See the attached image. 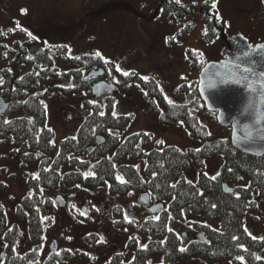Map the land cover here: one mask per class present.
I'll return each mask as SVG.
<instances>
[{
  "label": "trees",
  "instance_id": "obj_1",
  "mask_svg": "<svg viewBox=\"0 0 264 264\" xmlns=\"http://www.w3.org/2000/svg\"><path fill=\"white\" fill-rule=\"evenodd\" d=\"M211 1L200 5L180 0H160L156 13L160 19L167 15L175 18L179 35L181 33L183 37H187L199 22L202 44H221L223 30L217 16L212 14L214 0ZM197 15L198 21L195 19ZM172 38L170 35L167 40L171 44ZM13 44L14 47L24 48L17 41ZM40 45L37 51L23 53L20 58L18 53L7 47L8 54L17 57L16 60L10 59L9 64L30 68L19 77H13L11 65L2 68L0 73V90L7 99L5 111L0 116V134L9 137L14 150H27L21 152L23 165L41 156L36 174L27 176L28 192L15 206L16 218L26 220L27 232L34 246L24 253L16 252L21 230L16 223L9 227L5 209L0 203V264L71 262L74 256L67 250L50 251L43 260L38 251L39 242L52 224L55 210L54 200L45 194L60 188H78L91 193L102 191L103 205L107 206L109 227L106 229L127 234L125 251L112 252L102 264H173L195 259L205 264H264V236H252L245 225L248 208L254 210L258 201H264V154H246L235 148L229 137L209 135L201 115L215 116V113L204 108L196 89V80L180 83L175 90L177 99L172 100L152 77H144L134 70H130L128 75L116 74L120 93L133 83L139 85L146 97L158 104L161 123L171 126L183 124L192 137L202 141L198 148L189 147L183 151L174 145H166L143 152L139 142L141 140L146 144L149 134L138 131L121 139V132L131 116L116 114L113 97L110 96L102 99L103 105L90 103V111L75 134L60 139L55 149L53 130L47 126L44 97L51 93L65 96L91 93V86L98 78H86L85 75L93 68L105 69L106 61L101 55L96 56L97 52L71 54L64 44L42 42ZM201 52L200 48H186V57L194 70L199 71L207 61L203 60ZM58 63L64 64L67 69L60 70ZM48 76L66 80L68 84L46 85L42 90L30 92ZM97 135L104 138L99 145H95ZM91 146L93 149L89 151ZM216 154H221L222 163L216 175L209 176L202 169L204 160ZM141 157L145 159V176L136 164L121 162ZM189 160L196 168L195 181L185 176ZM223 183H232L233 191L224 192ZM142 191H148L151 200L161 202L163 208L154 214L146 212L127 217L122 200ZM116 199L120 200L117 202ZM185 208L194 214L212 216L219 227L193 223L199 231L198 237L182 243L170 223L182 222ZM86 241L96 248L103 244L94 233L88 234ZM181 248L185 250L181 251Z\"/></svg>",
  "mask_w": 264,
  "mask_h": 264
},
{
  "label": "rangeland",
  "instance_id": "obj_2",
  "mask_svg": "<svg viewBox=\"0 0 264 264\" xmlns=\"http://www.w3.org/2000/svg\"><path fill=\"white\" fill-rule=\"evenodd\" d=\"M180 1L203 5L211 0ZM159 2L160 0H0V44H5L0 45V73L2 68L11 65L10 59L16 58L14 54H2L7 47H13L15 41L25 47L39 46L42 42L64 44L71 54L99 52L106 61L103 69L108 82L115 79L118 73L124 74L134 70L144 77L156 79L166 96L176 100L177 86L193 79L197 81L199 72L190 66L186 48H200L203 60L206 61L221 56V44L217 42L203 45L199 39V22L187 37H183L181 33L176 36V19L171 15L160 19L156 13ZM213 3L216 7L212 9V14L217 16L224 36L242 33L251 44L264 39V7L260 0H214ZM42 9L48 10L51 15L42 16ZM195 19L198 21L199 16ZM170 35L179 40L175 45L167 41ZM58 66L60 70L67 69L62 63H58ZM11 68L13 77H18L30 67L12 63ZM55 84L66 86L68 82L48 76L45 81H41L38 88L32 87L30 92L35 93L46 85ZM112 97L114 112L131 116L128 125L121 132V139L138 131L149 134L146 144L141 140L139 142L143 152L166 145H174L183 151L189 147L201 146L202 141L192 137L183 124H162L158 104L153 99H148L136 83L122 93L120 90L115 91ZM43 102L46 107L47 126L53 130L52 141L55 149L58 148L60 139L75 134L84 116L90 111V103L104 104V100L96 101L92 93L83 92L69 96L51 93L44 97ZM201 119L211 137L229 136V127L221 126L215 116L202 114ZM20 152L12 149L6 135L0 134V203L5 209L9 227L16 223L21 230L16 252L24 253L31 249L34 243L29 238L26 220L16 218L15 206L28 192L27 176L36 174L38 168L35 164L24 167ZM121 162L136 164L140 173L145 176L144 157L139 160L127 158ZM221 163V154L207 158L204 160L203 172L214 176ZM196 175V168L189 160L185 176L195 181ZM57 194L63 196L64 206H59L55 201ZM102 194V191L91 193L78 188H60L45 194L54 200L55 210L52 214V224L47 227L43 239L39 242L41 260L50 252L49 246L53 240L56 241L55 252L63 249L74 256L67 264H102L112 252L125 251L127 234L115 229L109 232L106 229L109 227L106 220L107 206L103 205ZM138 194L122 200L127 217L146 213L143 206L137 202ZM183 216L182 222L170 223L182 243L198 237L199 231L193 223L219 227L218 221L210 215L194 214L185 208ZM245 225L252 236H264V201H258L254 210L248 208ZM90 233H94L99 240L103 237L100 247L96 248L86 241ZM173 264L205 263L195 259Z\"/></svg>",
  "mask_w": 264,
  "mask_h": 264
},
{
  "label": "water",
  "instance_id": "obj_3",
  "mask_svg": "<svg viewBox=\"0 0 264 264\" xmlns=\"http://www.w3.org/2000/svg\"><path fill=\"white\" fill-rule=\"evenodd\" d=\"M260 2L264 7V0H260ZM258 44H264V40L251 44L247 36L242 33L229 36H224L222 33V46L220 50L222 57L205 62L199 70L196 83L197 92L203 102L204 108L207 111L215 112V118L221 126L230 128L229 140L231 144L238 150L253 156L264 154V140L259 139L262 135L259 132V128L264 127V123L259 124L256 129H249L257 137L254 144L244 142V137L240 136L237 125L239 123V114L248 107L249 102L252 104V110L257 119L264 116V100L261 99V96L264 94H251L246 87L243 92L240 89L241 86L221 85L219 79L233 78L230 76V73L234 71L232 65L237 62L235 58L241 57L245 51L251 52V56L247 58L250 63L246 66H254V71L264 70V49H256L255 46ZM249 45L251 48H249ZM213 65L215 67H212ZM85 77L98 78L91 86V93L96 101L112 96L115 92V84L104 79V69L102 67L90 69ZM213 82L216 83L214 88L209 86ZM6 106V103L0 97V116L4 113ZM247 123L248 121H244V124ZM239 127L242 128L243 125H239ZM234 133L239 137L236 143H233ZM103 140V136L97 135L95 144L99 145ZM92 149L93 146L88 148L89 151ZM222 188L226 193L233 191V188L228 183H223ZM55 201L59 206L65 205V200L60 194L55 196ZM137 201L146 209L148 214L157 213L163 208L161 202L150 204V195L146 191L138 194ZM49 249L51 251L56 250L55 240L50 243Z\"/></svg>",
  "mask_w": 264,
  "mask_h": 264
},
{
  "label": "snow or ice",
  "instance_id": "obj_4",
  "mask_svg": "<svg viewBox=\"0 0 264 264\" xmlns=\"http://www.w3.org/2000/svg\"><path fill=\"white\" fill-rule=\"evenodd\" d=\"M212 7L215 8L216 4L213 3ZM249 48H251L250 45ZM255 48L264 49V44H258L255 46ZM95 55L100 56V53L97 52ZM250 56H251V52L245 51L243 52V55L241 57H236L235 59L237 62L232 65L234 71L230 73V76L233 78L232 79L221 78L219 79V83L221 85L230 84L235 86H241L240 89H242L243 92L245 91V87H246L248 89V92L251 94H256V93L264 94V70L254 71V66H246L249 65L250 63L249 59H247ZM212 67H215V65H213ZM124 75H128V73L125 72ZM0 83H2V81H0ZM209 86L214 88L216 86V83L213 82ZM261 99L264 100V95L261 96ZM101 115H103V113H101ZM222 118H223V114H222ZM244 121H248V123L244 124ZM261 123H264V116L257 119L254 114V111L252 110V104L251 102H249L248 107L245 108L244 111L239 114V123L237 125L238 130L240 132V136L244 137V142L249 144H254V141L257 139V137L255 136L254 132L249 131V129L250 128L256 129L257 126ZM239 125H243V127L240 128ZM259 132L262 133L259 139L264 140V127H260ZM238 138L239 137L234 133L233 143H236V140ZM117 179H120V177H117ZM212 179L215 180L216 177H212ZM101 240H103V237H101ZM180 250L184 251L185 249L181 248ZM257 259H259V257H257Z\"/></svg>",
  "mask_w": 264,
  "mask_h": 264
},
{
  "label": "flooded vegetation",
  "instance_id": "obj_5",
  "mask_svg": "<svg viewBox=\"0 0 264 264\" xmlns=\"http://www.w3.org/2000/svg\"><path fill=\"white\" fill-rule=\"evenodd\" d=\"M41 14H42V16L44 15V17H46L47 16V14H48V16H49V12H48V10H43L42 9V12H41ZM51 15V14H50ZM174 33H175V35L176 36H178L179 35V27H176V29H175V31H174ZM172 42H173V45H175L174 43H176V42H178L179 40L178 39H176L174 36H173V38H172ZM14 45V44H13ZM8 46V45H7ZM24 46V45H23ZM36 47V49H34ZM41 47V45H39V46H33V47H25L24 46V48H21L20 49V47H10L9 46V48H11L12 49V52H16V53H18V58H20V56L23 54V53H28V54H31V53H33V52H35V51H37L39 48ZM7 51H9L8 50V48H7V50L5 49L4 51H2V54L4 55V56H9V54H8V52ZM17 57H16V59H17ZM15 59V60H16ZM25 67H27V66H25ZM14 73V72H13ZM23 74V73H22ZM19 77V76H18ZM110 82H113L114 84H115V86H116V91H118L119 90V87H118V80H117V77H115V79L113 78V79H110ZM0 97L3 99V101L6 103V105H7V99H6V97H5V95H4V93H3V91L2 90H0ZM9 138V137H8ZM13 149V148H12ZM14 150V149H13ZM24 150H26V149H24ZM24 150H15V151H21V152H23ZM27 151V150H26ZM21 152H20V154H21ZM40 155H38V157H35V161L34 162H32V163H25L23 166L24 167H27V166H29V165H32V164H35V165H37V168H38V164H39V159H40ZM21 162H22V158H21ZM152 200L150 199V204H152L153 202H151ZM1 258H3L2 257V254H1Z\"/></svg>",
  "mask_w": 264,
  "mask_h": 264
}]
</instances>
